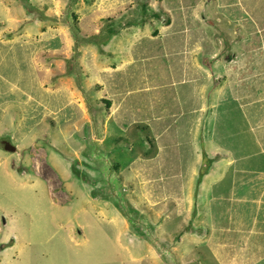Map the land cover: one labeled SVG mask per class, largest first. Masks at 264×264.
<instances>
[{"label": "rangeland", "instance_id": "374dc122", "mask_svg": "<svg viewBox=\"0 0 264 264\" xmlns=\"http://www.w3.org/2000/svg\"><path fill=\"white\" fill-rule=\"evenodd\" d=\"M148 1L0 0V264H264V0Z\"/></svg>", "mask_w": 264, "mask_h": 264}, {"label": "trees", "instance_id": "16d2710c", "mask_svg": "<svg viewBox=\"0 0 264 264\" xmlns=\"http://www.w3.org/2000/svg\"><path fill=\"white\" fill-rule=\"evenodd\" d=\"M132 2H133V0H132ZM81 3H88V0H65V7H64V11H63V15L61 16V25H65L66 27H69L70 25H72V26H76L77 25V18L80 16V12H79V10L81 9L80 8V6H81ZM149 4V1L147 0V2H142L141 4H139V5H143V6H141L140 8H139V10H138V13H139V16L141 17L140 19H145V21H147L148 22V20H147V18H148V15L145 13V10H142V8L144 7V5L145 6H147L148 4ZM129 3H126L125 5H128ZM138 4H135V5H132V6H130V4L128 5V6H126L121 12H120V6H121V4H116V7L118 8V10L116 11V16H112V18H108V19H106V21H105V23L106 24H104V26H109V28H110V30H107V34H110L111 32H112V30H115L116 29V27L118 28L117 29V31L118 30H121V29H123V28H125V25L126 24H130L129 23V21L131 22V20H129L128 22H126L125 23V21H126V19L127 18H130L131 17V15H132V13H129L128 11L131 9V8H134V7H136ZM15 6V5H14ZM15 11L20 15V16H25V14H26V10H24V9H22L20 6H15ZM124 19L125 21H121V19ZM150 21H153L152 20V18H150ZM161 22H163L162 20H161ZM160 22V23H161ZM154 29V28H153ZM153 29H151V31L153 30ZM156 33H157V29L156 30H153L152 31V34L153 35H156ZM94 35H98V34H95V33H93ZM82 37H84L83 35H81L80 33H79V35L78 36H76V35H73L72 37H71V41L74 43V47L76 48L77 47V49H83V48H87L88 46L86 45L87 43L85 42V39L84 38H82ZM87 39V38H86ZM91 42H92V40L93 39H91V38H88ZM87 39V40H88ZM89 40H88V42H89ZM94 41V40H93ZM95 41L96 42H99L100 41V38H96L95 39ZM77 45V46H76ZM89 49V48H88ZM76 54V56H75V58H77V59H79V58H81V57H83V56H81V54L79 53V52H76L75 53ZM83 59H85L84 57H83ZM67 62V60L65 61V63ZM52 67H55V66H53L52 65ZM76 73V72H75ZM78 74V73H77ZM67 75H69V78L70 79H72L74 82V89L76 88L77 90H79V91H82V90H84V89H86V88H89V87H91V86H89L88 84H86V80H85V75L84 74H78L79 75V77H77V79H76V77L74 76V75H71V73L70 72H68L67 74L65 73V77L67 76ZM79 78H80V86H78L77 85V80H79ZM59 81V79L58 78H56V79H54L53 80V82L51 83V85L52 86H54V85H56L55 83L56 82H58ZM93 86H96V87H99L98 85H93ZM87 94L89 95V96H92L93 95V92H91V91H87ZM78 95H80V93H78ZM89 110H91L90 112H89V114H91V115H93V116H95L97 113H99V112H101L102 111V107H100V109H98V110H94V112L92 113V109L91 108H89ZM144 145V144H143ZM146 145V148H147V146H148V144H145ZM141 145H139V146H135L136 147V149H138V147H140ZM114 147V146H113ZM113 147H112V149H113ZM111 149H109V151H110ZM118 150L117 149H115V151H113V150H111V152H110V157L107 159V162L110 164V169L112 170V171H114L115 172V166H114V164L111 162V158L113 159V161L114 162H117L118 163V161H117V156H118ZM84 161H88V160H83L82 162H84ZM116 163V164H117ZM116 176V175H115ZM117 177V176H116ZM118 179V178H117ZM101 197V199H106L107 198V196L106 195H104V196H100ZM135 231L137 232V230L135 229ZM138 233V232H137ZM139 233H143V231L142 230H140V232ZM127 242H129V243H132V241H131V239L130 238H128V241ZM159 245H161V244H157V245H155L154 246V249H155V252H156V255H157V257L159 256L160 257V255H161V249H160V251L159 252H157V248H156V246H159ZM144 251V248H137V249H134L133 250V252H136V253H139V252H143Z\"/></svg>", "mask_w": 264, "mask_h": 264}, {"label": "crops", "instance_id": "0c3cea01", "mask_svg": "<svg viewBox=\"0 0 264 264\" xmlns=\"http://www.w3.org/2000/svg\"><path fill=\"white\" fill-rule=\"evenodd\" d=\"M230 61H231V59L229 60L228 59V61H227V65L230 63ZM212 66V65H211ZM207 69L209 70V71H211V67H207ZM229 71H227V73H228ZM219 77H221V76H219ZM213 78H216L215 76H213ZM230 78V77H229ZM229 78H227L226 76L222 79V82H224L225 81V84H227V82H229L230 81V79ZM217 79V78H216ZM221 86L222 85H220L219 87L221 88ZM227 90V89H226ZM225 90V91H226ZM220 92H224V88L223 89H220ZM227 93L229 92V94L231 93L229 90H227L226 91ZM200 106H203V104L202 105H200ZM206 109L204 110H202V112L201 113H198L197 111H192L191 113L192 114H194V116L195 117H197V118H201L202 117V119L204 118H208L209 120H208V123H216L214 120H212L211 121V117H209V116H205V113L208 111V109H209V113H214V111H213V109H212V107L208 104V103H206ZM138 148H140V147H138ZM118 235H116V237H115V243H116V245H119V243H117L116 242V240L118 239ZM123 248H125L124 246H122ZM155 253V252H154ZM155 255H156V253H155ZM156 258H157V255L155 256ZM93 258H95L93 255H90L88 258H87V264H89L90 263V260H92ZM116 262H118V261H116ZM119 263V262H118Z\"/></svg>", "mask_w": 264, "mask_h": 264}, {"label": "water", "instance_id": "95a60500", "mask_svg": "<svg viewBox=\"0 0 264 264\" xmlns=\"http://www.w3.org/2000/svg\"><path fill=\"white\" fill-rule=\"evenodd\" d=\"M3 145H4V150L6 151L13 152L15 150V147L11 145L10 143H4Z\"/></svg>", "mask_w": 264, "mask_h": 264}, {"label": "bare ground", "instance_id": "6f19581e", "mask_svg": "<svg viewBox=\"0 0 264 264\" xmlns=\"http://www.w3.org/2000/svg\"><path fill=\"white\" fill-rule=\"evenodd\" d=\"M80 8H81V6H80Z\"/></svg>", "mask_w": 264, "mask_h": 264}]
</instances>
